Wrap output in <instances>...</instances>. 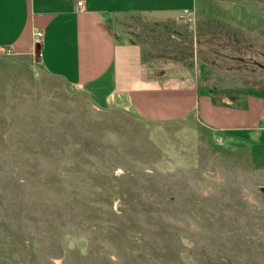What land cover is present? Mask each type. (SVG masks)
I'll return each instance as SVG.
<instances>
[{
    "label": "rangeland",
    "instance_id": "1",
    "mask_svg": "<svg viewBox=\"0 0 264 264\" xmlns=\"http://www.w3.org/2000/svg\"><path fill=\"white\" fill-rule=\"evenodd\" d=\"M200 1L144 57L231 108L264 91V0ZM38 59L0 52V264H264L263 145L98 108Z\"/></svg>",
    "mask_w": 264,
    "mask_h": 264
},
{
    "label": "crops",
    "instance_id": "2",
    "mask_svg": "<svg viewBox=\"0 0 264 264\" xmlns=\"http://www.w3.org/2000/svg\"><path fill=\"white\" fill-rule=\"evenodd\" d=\"M197 1L0 0V52L13 47L15 54L30 53L32 34L39 30L40 67L78 88L96 107L129 108L155 123L195 115L213 131L264 146V91L256 88L238 102L220 95L231 106L225 109L210 93L200 95L196 71L179 72L144 57L162 41L154 36L158 32L175 39L185 32L178 19L183 22V9L197 12ZM206 1L211 0L200 1L205 10ZM187 28L194 38V27Z\"/></svg>",
    "mask_w": 264,
    "mask_h": 264
},
{
    "label": "built area",
    "instance_id": "3",
    "mask_svg": "<svg viewBox=\"0 0 264 264\" xmlns=\"http://www.w3.org/2000/svg\"><path fill=\"white\" fill-rule=\"evenodd\" d=\"M78 6L81 5V2L77 3ZM181 17L183 22L187 26H193L194 23V12L191 9H183L181 12ZM42 40V33L39 30H35L32 34V47H31V52L35 50L36 47H38L41 43ZM196 47V46H195ZM4 54H14V48L13 47H8L3 50Z\"/></svg>",
    "mask_w": 264,
    "mask_h": 264
}]
</instances>
